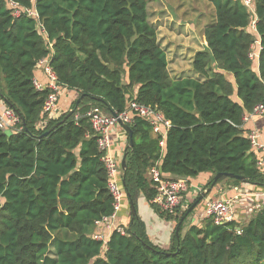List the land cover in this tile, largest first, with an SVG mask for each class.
Masks as SVG:
<instances>
[{"label":"trees","instance_id":"1","mask_svg":"<svg viewBox=\"0 0 264 264\" xmlns=\"http://www.w3.org/2000/svg\"><path fill=\"white\" fill-rule=\"evenodd\" d=\"M206 1L213 7L202 30L206 47L191 64L199 79L173 80L148 0H0V101L17 117L11 136L0 130V264H264V201L245 222L205 218L187 227L188 208L170 215L151 203L155 166L164 180L189 185L209 174L207 189L215 174H231L244 182L221 177L213 189L224 182L264 193L261 156L243 128L244 117L264 104V0H251L253 14L243 0ZM41 60L60 88L77 94L69 116L43 112L50 90L33 83ZM132 102L161 113L171 127L161 148L147 120L128 124L133 146L124 133L122 204L136 210L142 196L175 228L184 217L167 249L149 241L137 214L122 225L124 234L93 237L114 199L86 115L94 108L119 115Z\"/></svg>","mask_w":264,"mask_h":264},{"label":"built area","instance_id":"2","mask_svg":"<svg viewBox=\"0 0 264 264\" xmlns=\"http://www.w3.org/2000/svg\"><path fill=\"white\" fill-rule=\"evenodd\" d=\"M243 2L253 14L254 11L251 7V0H243ZM9 4L14 8L12 15L14 17H18L21 11L16 9L17 4L12 1H10ZM26 14L28 16L34 15L31 10H27ZM250 58L252 59V54L250 55ZM38 68L42 69L47 83L43 86L35 79L33 81L35 88L37 90H42L44 88H48V90H50V94L43 106V112L48 114L49 118L56 119L57 105L62 88L57 85L56 76L49 66L48 60H41L38 64ZM251 114L264 115V104L256 106ZM86 116L89 119L95 135H99V138H97L98 147L102 152H104L101 161L104 163L107 170L109 179L108 189L114 199L113 214L109 218H103L102 221L96 222L95 226L98 230L93 236L96 240L107 241L110 235L109 232L111 233L113 231H117L120 234H124V229L121 226L112 224V221L116 219L122 206V192L119 186L122 169L119 161L111 154V149L113 148L114 140L116 139V130H121L123 134L124 131L119 126L115 117L104 114L98 108L91 109ZM117 116L126 125L131 122L133 117H138L145 121L147 120L151 125L152 134L154 136H158L160 139L159 147L163 148L164 137L171 125L161 113L152 110L149 107L132 102L130 103L127 111ZM16 122L17 117L12 110L6 107L2 112H0V130H12ZM247 138L249 139L252 148L261 153V157L258 161V167L260 169H264V145L257 143L255 134H250ZM150 178L156 184L157 190V194L151 203L155 204L161 212L174 215L177 207L181 205L183 195L188 189L189 185L187 184V181L185 179L164 180L161 177L160 170H158L157 166L151 169ZM241 196L249 198L248 194ZM262 196L264 198V194ZM238 202V198H218L214 200H207L205 203H202L204 204L203 218H211L217 225L238 220L237 216L239 217V215L236 213V205ZM255 209H259V207H256L253 210Z\"/></svg>","mask_w":264,"mask_h":264},{"label":"crops","instance_id":"3","mask_svg":"<svg viewBox=\"0 0 264 264\" xmlns=\"http://www.w3.org/2000/svg\"><path fill=\"white\" fill-rule=\"evenodd\" d=\"M205 25H207V22L203 21L200 27L191 25L189 28L187 27L186 29L183 28V30H179L177 27H181L182 24H179L177 21L176 27L171 26V79H199V77L193 72L191 64L195 53L204 50L206 47V42L202 34V30ZM249 30L255 33L252 26L249 27ZM158 42L163 48L159 40ZM259 50V40L257 39V41L252 46V62L255 67L257 65ZM166 57L169 65V58L167 53ZM34 74L35 79L39 84L43 86L46 85L47 80L41 68H37ZM227 78L230 81H233L231 75H228ZM76 97L77 94L75 92L67 91L65 89L61 90L57 105V118L63 113L70 110L71 103L76 99ZM5 108V105L0 102V112H2ZM244 118V130L247 131L248 135L255 134L257 143L260 145H264V115L249 114ZM115 135L117 140H114L111 154L119 161V163H121L126 145V138L124 137V134L121 132V130H116ZM257 152L261 156V153L259 151ZM210 178L211 176L209 174H202L196 179H192L191 181H189L188 189L183 195L181 202L182 210L188 208V211L190 209V206L201 194V192L206 190L204 189V187L207 185ZM218 188L219 189L216 190L212 189L211 192L201 202L205 203V201L207 200H214L218 198H238L239 202L236 205V213L237 215H239V217L237 216V218L241 222H243L245 217H250L255 211H257L258 209H253L256 207H260V205L264 201V198L262 196L264 193H261L260 190L255 189V187H250L246 184L232 187L230 184L223 182V184H221ZM244 194H248L249 198L241 196ZM200 203L190 211L191 214L187 218V221H189L190 225L200 226L202 220L204 219V204ZM122 206L123 207L117 214L116 219L112 221V224L121 226L123 228L122 225L128 224L129 222L131 211L128 206H124L123 204ZM136 214L144 223L145 231L149 241L159 246L160 248L167 249L170 243L171 235L175 228V223L160 218L153 211L150 204L146 202L142 196L138 198Z\"/></svg>","mask_w":264,"mask_h":264},{"label":"rangeland","instance_id":"4","mask_svg":"<svg viewBox=\"0 0 264 264\" xmlns=\"http://www.w3.org/2000/svg\"><path fill=\"white\" fill-rule=\"evenodd\" d=\"M147 11L149 23L156 29L158 40L168 55V72L171 78V26L176 27L177 21L182 24L177 27L179 30L191 25L200 27L203 21L208 24L213 15V7L206 0H148ZM249 218L245 217L243 221ZM188 225L189 221L185 226Z\"/></svg>","mask_w":264,"mask_h":264},{"label":"water","instance_id":"5","mask_svg":"<svg viewBox=\"0 0 264 264\" xmlns=\"http://www.w3.org/2000/svg\"><path fill=\"white\" fill-rule=\"evenodd\" d=\"M82 98V96H81ZM80 99H77L76 100V104H78ZM73 110H69L67 116H69L70 114H72ZM113 117H115L117 119V122L119 124V126L122 128V130L124 131V133L126 134V138H127V147L128 148H132L133 146V141H132V131L130 129V127L126 124H124L120 118H118V116L116 114H112ZM57 125H55L54 127H56ZM53 127V128H54ZM52 128V129H53ZM51 129V130H52ZM49 132V131H48ZM48 132H46L45 134H47ZM3 134L6 135V136H11L12 135V132L11 130H5L3 131ZM97 138H99V135L96 136ZM125 159H126V154H124L122 156V159H121V163H120V166H121V169L122 171L125 170ZM221 177H227V178H231V179H236V180H239L241 182H244V179L242 177H237V176H233L231 174H215L213 177H212V181H211V184H210V187L208 189H206L205 191L201 192V194L196 198V200L192 203V205L190 206V209L187 211V214L192 210L194 209L201 201H203L205 199V197L211 192V190L213 189V187L215 186L216 182L218 179H220ZM121 183L123 184V180L121 181ZM129 209L131 211V214L132 216L136 215V210L133 206V204L130 202L129 203ZM184 220V217L181 218V221L177 224L176 228H175V235L178 236V230H179V226L181 225V222Z\"/></svg>","mask_w":264,"mask_h":264}]
</instances>
